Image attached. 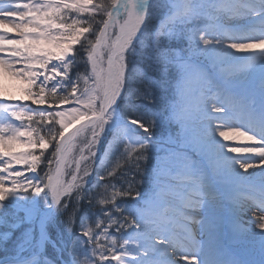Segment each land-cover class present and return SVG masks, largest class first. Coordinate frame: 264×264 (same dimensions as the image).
<instances>
[{"label": "snow or ice", "instance_id": "6c2138e0", "mask_svg": "<svg viewBox=\"0 0 264 264\" xmlns=\"http://www.w3.org/2000/svg\"><path fill=\"white\" fill-rule=\"evenodd\" d=\"M0 101V264H264V0H0Z\"/></svg>", "mask_w": 264, "mask_h": 264}, {"label": "rangeland", "instance_id": "374dc122", "mask_svg": "<svg viewBox=\"0 0 264 264\" xmlns=\"http://www.w3.org/2000/svg\"><path fill=\"white\" fill-rule=\"evenodd\" d=\"M228 41H225V43H227ZM231 51V50H230ZM250 51H254V52H259L260 50L259 49H255V50H250ZM235 55L237 56H242V55H245V53H234ZM163 99H167V97H163ZM25 104H30V101H26L24 102ZM35 107V106H34ZM155 161V156L153 157V162ZM137 180L139 181V177H137ZM119 185L117 184V187ZM138 187L140 188L141 191L145 192L146 195H151V184L148 182V180L146 179L144 183L140 184L138 183ZM103 191V189L101 190ZM119 199H123V198H118ZM130 202V201H129ZM96 209L95 208H91L89 207V211H95ZM95 219V218H94ZM94 226V225H93ZM3 231H5V229L3 228H0V233H2ZM54 235V233H53ZM227 242V241H225Z\"/></svg>", "mask_w": 264, "mask_h": 264}, {"label": "trees", "instance_id": "16d2710c", "mask_svg": "<svg viewBox=\"0 0 264 264\" xmlns=\"http://www.w3.org/2000/svg\"><path fill=\"white\" fill-rule=\"evenodd\" d=\"M101 190H102V189H100V191H101ZM83 207H84L85 210H88V211H89V207H90V205H89L87 202H84ZM50 232H51V230H50ZM52 234H53V233H52Z\"/></svg>", "mask_w": 264, "mask_h": 264}, {"label": "bare ground", "instance_id": "6f19581e", "mask_svg": "<svg viewBox=\"0 0 264 264\" xmlns=\"http://www.w3.org/2000/svg\"><path fill=\"white\" fill-rule=\"evenodd\" d=\"M256 231H259V229H256Z\"/></svg>", "mask_w": 264, "mask_h": 264}]
</instances>
